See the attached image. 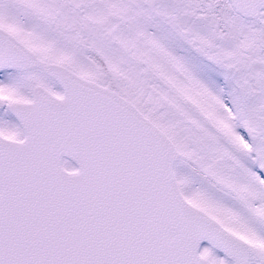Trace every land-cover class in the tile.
<instances>
[{
  "label": "snow or ice",
  "instance_id": "1",
  "mask_svg": "<svg viewBox=\"0 0 264 264\" xmlns=\"http://www.w3.org/2000/svg\"><path fill=\"white\" fill-rule=\"evenodd\" d=\"M0 264H264V0H0Z\"/></svg>",
  "mask_w": 264,
  "mask_h": 264
}]
</instances>
